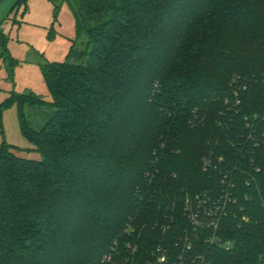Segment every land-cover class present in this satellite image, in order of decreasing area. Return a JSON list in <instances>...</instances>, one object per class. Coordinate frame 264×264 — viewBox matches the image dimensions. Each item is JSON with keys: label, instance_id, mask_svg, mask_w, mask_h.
I'll return each instance as SVG.
<instances>
[{"label": "trees", "instance_id": "trees-1", "mask_svg": "<svg viewBox=\"0 0 264 264\" xmlns=\"http://www.w3.org/2000/svg\"><path fill=\"white\" fill-rule=\"evenodd\" d=\"M78 54L45 66L42 161L0 145V264H153L186 196L226 202L212 264H264V0H75ZM74 52L71 53L72 57ZM191 235L195 233L189 232ZM133 249H136L133 253ZM111 256L104 262V256Z\"/></svg>", "mask_w": 264, "mask_h": 264}, {"label": "rangeland", "instance_id": "rangeland-1", "mask_svg": "<svg viewBox=\"0 0 264 264\" xmlns=\"http://www.w3.org/2000/svg\"><path fill=\"white\" fill-rule=\"evenodd\" d=\"M75 0H0V106L14 95H29L43 105L25 106V117L38 131L54 116L44 69L50 63H86L78 54L87 40L77 41ZM74 52L72 57L71 53ZM17 148L18 156L42 161L22 134L16 104L2 111L0 145Z\"/></svg>", "mask_w": 264, "mask_h": 264}, {"label": "built area", "instance_id": "built-area-1", "mask_svg": "<svg viewBox=\"0 0 264 264\" xmlns=\"http://www.w3.org/2000/svg\"><path fill=\"white\" fill-rule=\"evenodd\" d=\"M184 211L188 221V227L185 233L179 236L174 244L166 247L160 243L155 246L152 257L153 264H212L207 251L197 250L196 238L198 232L206 233V242L211 246L223 249H230L232 243L230 240L219 235L221 230V220L226 214L227 204L221 199H213L211 196L197 194L194 197L186 196L184 202ZM195 234L191 235L189 232ZM136 249H133V253ZM111 256H104V262H110Z\"/></svg>", "mask_w": 264, "mask_h": 264}]
</instances>
